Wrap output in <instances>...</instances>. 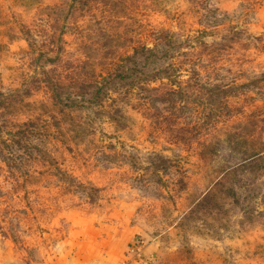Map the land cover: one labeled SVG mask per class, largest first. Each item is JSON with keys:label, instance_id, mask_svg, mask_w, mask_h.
Returning <instances> with one entry per match:
<instances>
[{"label": "rangeland", "instance_id": "374dc122", "mask_svg": "<svg viewBox=\"0 0 264 264\" xmlns=\"http://www.w3.org/2000/svg\"><path fill=\"white\" fill-rule=\"evenodd\" d=\"M135 61L170 71L69 101ZM133 246L264 264V0H0L4 259L122 264Z\"/></svg>", "mask_w": 264, "mask_h": 264}, {"label": "trees", "instance_id": "16d2710c", "mask_svg": "<svg viewBox=\"0 0 264 264\" xmlns=\"http://www.w3.org/2000/svg\"><path fill=\"white\" fill-rule=\"evenodd\" d=\"M174 46H176V43L174 44H170L167 45L164 48V51H162L161 53L159 52V50L154 49V48H146L145 46L143 47V50L145 51V48L148 52L147 55V63L145 64H152L153 62H156L158 58H161L162 54H165V57H170L172 54L171 50L172 48H174ZM139 52V49L136 50V52ZM170 61H168L166 64L164 65H160L158 67H153L151 68L149 65V69L147 70L145 68V64H138L135 61V67L132 68L130 71L129 70H121L118 73H116L115 75H109L106 76L102 81H100V86L97 87V91L94 93H90V95L86 97V93L85 92H77L76 94L72 93L68 95L69 101H72L73 105H79L81 103H85L86 100L91 103L90 107H96L97 106V99H95L96 97H98L100 95V100L103 96V94H106L107 92V87H109L110 85H119L122 82H128L130 81V84H134V82L138 81L137 83H143L144 81L146 82L147 80H150L155 74L158 73H166L169 74L170 71ZM144 73V74H143ZM169 76V75H168ZM68 101V102H69ZM208 101H210L209 97H208ZM252 143L253 140H250ZM211 145V144H210ZM209 145V146H210ZM263 147V145L261 146V148ZM262 150L263 149H258V148H253L251 150L249 149H245L244 153H242L239 156V161L237 163H232V172L233 171H237L238 169H241L243 167L246 166H250V169H252L251 167L253 165H255V163H257L258 161L260 162V159L262 161ZM246 152V153H245ZM259 156V157H258Z\"/></svg>", "mask_w": 264, "mask_h": 264}, {"label": "crops", "instance_id": "0c3cea01", "mask_svg": "<svg viewBox=\"0 0 264 264\" xmlns=\"http://www.w3.org/2000/svg\"><path fill=\"white\" fill-rule=\"evenodd\" d=\"M143 245V244H142ZM134 246L131 247V250H129V255L123 259L122 264H129L130 258H135V263L133 264H147L148 261L151 259L152 251L148 250L144 246L142 247L141 253L139 255H133ZM3 253L0 251V264H10L4 259ZM134 256V257H133Z\"/></svg>", "mask_w": 264, "mask_h": 264}, {"label": "built area", "instance_id": "2783aa9c", "mask_svg": "<svg viewBox=\"0 0 264 264\" xmlns=\"http://www.w3.org/2000/svg\"><path fill=\"white\" fill-rule=\"evenodd\" d=\"M134 249H135V246H134Z\"/></svg>", "mask_w": 264, "mask_h": 264}]
</instances>
